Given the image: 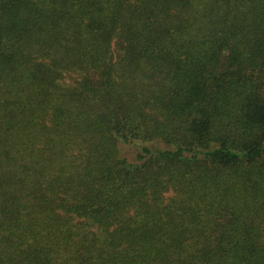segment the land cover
<instances>
[{
  "label": "trees",
  "instance_id": "1",
  "mask_svg": "<svg viewBox=\"0 0 264 264\" xmlns=\"http://www.w3.org/2000/svg\"><path fill=\"white\" fill-rule=\"evenodd\" d=\"M0 264H264V0H0Z\"/></svg>",
  "mask_w": 264,
  "mask_h": 264
}]
</instances>
